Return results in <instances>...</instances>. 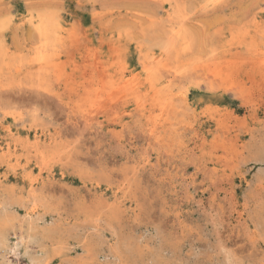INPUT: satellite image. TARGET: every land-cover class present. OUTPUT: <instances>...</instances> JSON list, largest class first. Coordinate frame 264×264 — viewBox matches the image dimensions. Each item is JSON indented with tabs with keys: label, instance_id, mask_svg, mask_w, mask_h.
I'll return each mask as SVG.
<instances>
[{
	"label": "rangeland",
	"instance_id": "1",
	"mask_svg": "<svg viewBox=\"0 0 264 264\" xmlns=\"http://www.w3.org/2000/svg\"><path fill=\"white\" fill-rule=\"evenodd\" d=\"M0 264H264V0H0Z\"/></svg>",
	"mask_w": 264,
	"mask_h": 264
},
{
	"label": "bare ground",
	"instance_id": "2",
	"mask_svg": "<svg viewBox=\"0 0 264 264\" xmlns=\"http://www.w3.org/2000/svg\"><path fill=\"white\" fill-rule=\"evenodd\" d=\"M182 25V24H181ZM45 27V26H44ZM42 28V27H41ZM187 42V41H186ZM18 238V237H16ZM25 238L23 236L19 237L18 240L16 241V243H14L15 245L13 247L10 248V253L11 252H15L19 247H21L24 244ZM6 245V244H5Z\"/></svg>",
	"mask_w": 264,
	"mask_h": 264
}]
</instances>
